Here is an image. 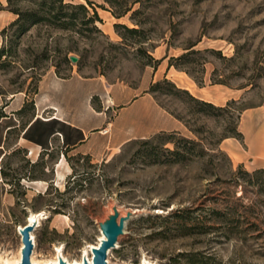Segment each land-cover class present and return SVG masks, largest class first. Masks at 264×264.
<instances>
[{
  "label": "rangeland",
  "instance_id": "1",
  "mask_svg": "<svg viewBox=\"0 0 264 264\" xmlns=\"http://www.w3.org/2000/svg\"><path fill=\"white\" fill-rule=\"evenodd\" d=\"M94 1L103 21L86 34L42 22L19 35L11 24L15 12L14 19L0 17V48L7 49L0 57V256L12 263L21 257L19 226L32 212L45 210L48 217L32 231L34 260L50 262L58 249L72 261L85 252L93 257L91 244L98 243L101 223L117 205L122 215L137 213L110 250L108 264H140L144 258L188 264L182 254L198 250L232 264H264V192L235 177L240 165L249 171L264 167V0H123L114 8L128 4L131 9L120 17L108 0ZM0 2V11H11L8 0ZM117 22L139 31L116 27ZM188 50H195L190 61L169 65L171 57ZM155 58H160L157 67ZM147 68L152 76L159 70L154 82L168 78L187 88L179 76L191 77L194 91L187 89L193 95L218 105L235 100L215 115L196 110L187 92H154L187 124L182 135L200 141L192 157L161 161L175 148L167 137L171 131L154 143L160 161L146 153L151 146L135 139L98 159L63 152L57 144L35 158L20 140L34 93L50 70L64 78L102 76L137 86ZM72 83L60 81L55 90L79 88ZM88 87L90 82L80 89ZM100 100L99 95L92 100L96 109ZM235 128L242 139L227 136ZM185 207L194 209L197 225L194 218L171 215Z\"/></svg>",
  "mask_w": 264,
  "mask_h": 264
},
{
  "label": "crops",
  "instance_id": "2",
  "mask_svg": "<svg viewBox=\"0 0 264 264\" xmlns=\"http://www.w3.org/2000/svg\"><path fill=\"white\" fill-rule=\"evenodd\" d=\"M1 1L6 3V0ZM2 10L1 18L16 17L12 11ZM152 74L153 70L147 68L139 84L134 86L107 82L102 76L88 79L74 74L64 78L50 70L34 93L33 112L22 128L20 140L35 158L41 153L49 154L57 144L65 150L63 152L89 153L98 159L105 152L114 153L132 139L149 137L164 130L185 133L187 124L149 91L152 82L160 76L159 70L154 76ZM179 77L185 87L194 91L195 81L191 77ZM60 81L73 82L79 88L56 91ZM87 82L90 87L81 91V86ZM95 95L101 97L98 109L92 101ZM22 107L23 103L17 111Z\"/></svg>",
  "mask_w": 264,
  "mask_h": 264
},
{
  "label": "trees",
  "instance_id": "3",
  "mask_svg": "<svg viewBox=\"0 0 264 264\" xmlns=\"http://www.w3.org/2000/svg\"><path fill=\"white\" fill-rule=\"evenodd\" d=\"M21 0H8V9L15 12L17 17L11 22L12 25H17V34H22L26 32L30 26L37 23H49L56 27H60L63 29L74 30L76 32L86 34L88 31L93 29H100L98 26V21H103L102 17L99 15L97 10V6L94 0H86V2H76V1H68V0H28L31 2L30 6L22 7L19 4ZM110 2V8L114 15L120 17L126 14L130 9V5L121 6L120 10H116L114 8L115 5H123V0H108ZM1 4V2H0ZM92 8V9H91ZM116 27L123 26L128 31L137 32L139 28L137 27H129L124 23L117 22ZM6 29L3 28L2 31ZM7 49L5 47L0 48V57L5 54ZM195 50H188L179 56H173L170 59L169 65L180 66L187 61H190V55ZM68 60H70L68 58ZM160 62V58H155V63L153 66L157 67V64ZM196 80L201 83V80ZM219 82H224L220 80ZM164 83L168 84L167 87H164ZM159 88H164L168 92L179 93L181 91L187 92L191 99L196 103V110L211 113V114H220L222 111L227 110L231 107L232 103L235 102L234 99L227 102L226 105H218L212 101L200 98L198 96L193 95L187 88H181L177 85V83L168 78H164L163 80H159L156 82H152L149 91L155 92ZM20 112L22 109L19 110ZM240 111V110H239ZM165 130L160 131L158 133L153 134L152 137L148 138H140L135 139L137 143L149 145L151 148L146 149V153L150 156H154L155 161H160L161 156L159 151L156 150L155 141L164 138ZM227 136H235L239 139L244 137L243 132L238 128H235L231 131V134ZM168 141H173L175 144V148L169 149L168 152L171 157H167L164 160L166 162H174V161H184L195 153V147L200 145V141L184 136L178 130H172L168 133ZM170 137H172L170 139ZM203 151L202 148L198 150V154H201ZM235 177L237 179H242L249 184H255L259 187V192H264V167L256 168L253 171L245 170L242 168V165L239 166V170L235 173ZM194 209L190 207L185 208H177L171 215H179L184 216L187 219H193L192 223L197 225L200 221L196 219V215H192V211ZM217 215H224V212L220 209H213ZM186 214V215H185ZM192 224V225H193ZM204 227H209L205 226ZM204 229V231L206 230ZM187 256L188 264H232L231 262L224 261L220 259L213 252H206L202 250L188 252L187 254H182ZM172 262H170L171 264Z\"/></svg>",
  "mask_w": 264,
  "mask_h": 264
},
{
  "label": "water",
  "instance_id": "4",
  "mask_svg": "<svg viewBox=\"0 0 264 264\" xmlns=\"http://www.w3.org/2000/svg\"><path fill=\"white\" fill-rule=\"evenodd\" d=\"M71 59L77 61V56L72 55ZM137 213V210H129L127 214L122 215L121 210L117 205L114 206V211L109 217L101 223L102 232L105 238L101 240L99 247L92 246L93 263H90L87 252L84 253V264H108V254L112 248L118 246L120 235L125 233V227L128 220ZM38 225V221L27 222L21 229L22 240L24 245L22 246V258L18 264H33L32 253L34 251L35 242L32 237V231ZM60 251V249H58ZM144 263V261H143ZM14 264V263H10ZM41 264V263H37ZM45 264H54L53 262H46ZM58 264H67L66 260L60 256V262Z\"/></svg>",
  "mask_w": 264,
  "mask_h": 264
},
{
  "label": "bare ground",
  "instance_id": "5",
  "mask_svg": "<svg viewBox=\"0 0 264 264\" xmlns=\"http://www.w3.org/2000/svg\"><path fill=\"white\" fill-rule=\"evenodd\" d=\"M157 211H162V210H157ZM46 214H47V211H45V210H41V211H39V212H37V213L32 212V213L29 215V218H28V221H27V222H31V223H32L33 221H38V224H40V220H41V218L48 217ZM43 220H44V219H43ZM23 227H24V225H23V226H19V231H20V233H21V229H22ZM21 234H22V233H21ZM32 237H33L34 242H35V235H34L33 232H32ZM104 238H105V235H104L103 232H101V235H100V237H99V241H98V243H97V244H91V247H92V246H93V247H99L100 244H101V240L104 239ZM23 245H24V243H23ZM23 245H22V246H23ZM56 247H57V246H56ZM59 248H60V246H59ZM89 249H90V248H89ZM21 250H22V248H21ZM91 255H92V254H91ZM60 256H62V257L64 258V260H66L67 264H84V257H83L80 261H79V260H75V261L69 260L68 258H66V257L64 256L63 249H60V251L57 252L56 257L53 258V260L50 261V262H53L54 264H58V263L60 262ZM4 257H6V256H4ZM4 257L1 255V256H0V260H3ZM21 258H22V251H21V257L15 259V260H13V261H14V264H18V262L21 260ZM88 259H89L90 263H93V257H92V256H88ZM4 260H5V263H6V264H10V263H11V262L8 260V258H7V259H4ZM143 261H144V263H143ZM143 261H142L140 264H154L150 259H147V258H144ZM32 262H33V264H37V263H38L37 260H34V259H33V256H32Z\"/></svg>",
  "mask_w": 264,
  "mask_h": 264
}]
</instances>
